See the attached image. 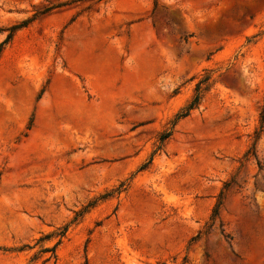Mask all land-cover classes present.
<instances>
[{
  "label": "rangeland",
  "instance_id": "1",
  "mask_svg": "<svg viewBox=\"0 0 264 264\" xmlns=\"http://www.w3.org/2000/svg\"><path fill=\"white\" fill-rule=\"evenodd\" d=\"M263 110L264 0H0V264H264Z\"/></svg>",
  "mask_w": 264,
  "mask_h": 264
},
{
  "label": "trees",
  "instance_id": "2",
  "mask_svg": "<svg viewBox=\"0 0 264 264\" xmlns=\"http://www.w3.org/2000/svg\"><path fill=\"white\" fill-rule=\"evenodd\" d=\"M202 83V81L200 82V84ZM200 90V85H198L197 87V91ZM200 99H201V95L199 92H197L195 98L193 99V101L191 102V104L188 106V112L189 110H191L192 108L196 107L199 102H200ZM188 112H185V113H188ZM261 122H262V126H264V110H263V113H262V117H261ZM218 212V208L215 209V213L214 215Z\"/></svg>",
  "mask_w": 264,
  "mask_h": 264
}]
</instances>
